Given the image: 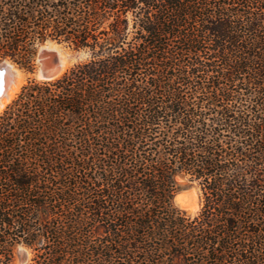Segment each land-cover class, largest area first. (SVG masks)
<instances>
[{
  "label": "trees",
  "instance_id": "16d2710c",
  "mask_svg": "<svg viewBox=\"0 0 264 264\" xmlns=\"http://www.w3.org/2000/svg\"><path fill=\"white\" fill-rule=\"evenodd\" d=\"M48 41L86 57L0 113V264H264V0H0V62Z\"/></svg>",
  "mask_w": 264,
  "mask_h": 264
},
{
  "label": "rangeland",
  "instance_id": "374dc122",
  "mask_svg": "<svg viewBox=\"0 0 264 264\" xmlns=\"http://www.w3.org/2000/svg\"><path fill=\"white\" fill-rule=\"evenodd\" d=\"M45 46H50V48L46 49V48H44ZM58 51L63 53L62 56L65 58V60L67 62V67L63 73H65L70 67H72L76 63L84 60L86 57L85 53H83V52H77V51L72 50L71 48L67 47L66 45L57 44L55 42L48 41L38 51L37 59H36L37 60V67H36V70L34 71V73H28L22 69H19L21 74L23 75V78H24V82H23L22 86H24L28 81H30L32 79L37 80V81H44L38 75V70H39L40 66L42 65L40 63V60L38 59V56L41 53H45L46 57L44 59H50L51 58L53 61H59ZM61 75H59V76H61ZM22 86H21V88H22ZM21 88H20V90H21ZM20 90L16 93V95L13 97V99L17 96V94L20 92ZM13 99L7 105H9L13 101ZM4 109H2L0 111V113H2ZM180 193H183V195H180V203H175L176 206L179 209L185 211L187 214L196 215L197 212L199 211L200 207H201V198H200L199 189L195 185H193V186L186 187ZM193 205H195V206H193ZM30 259H31L30 251L19 246L16 249L15 261L13 264H29Z\"/></svg>",
  "mask_w": 264,
  "mask_h": 264
},
{
  "label": "bare ground",
  "instance_id": "6f19581e",
  "mask_svg": "<svg viewBox=\"0 0 264 264\" xmlns=\"http://www.w3.org/2000/svg\"><path fill=\"white\" fill-rule=\"evenodd\" d=\"M44 48L49 49L50 46H45ZM58 54L60 68L57 70L55 78L61 75L67 67V62L62 56L63 53L58 51ZM40 76L41 74L39 71V77ZM23 82V75L21 74L20 70L16 69L14 66L10 65L7 70L0 69V85H3V87L0 89V111L4 109L5 106L13 99L16 93L20 90ZM180 195H183V193H179L175 196V203H180Z\"/></svg>",
  "mask_w": 264,
  "mask_h": 264
},
{
  "label": "water",
  "instance_id": "95a60500",
  "mask_svg": "<svg viewBox=\"0 0 264 264\" xmlns=\"http://www.w3.org/2000/svg\"><path fill=\"white\" fill-rule=\"evenodd\" d=\"M45 57H46L45 53H41L38 56V59L40 60V63L42 64L38 70V75H39V71H40V74H41L40 77L44 81H48V80L55 79L56 72L60 68V63H59V61H53L51 58L50 59H44ZM10 65L14 66L16 69L19 70V68L16 65H14L12 62H9V61L0 62V69L7 70ZM2 87H3V85H0V89ZM0 96H1V93H0Z\"/></svg>",
  "mask_w": 264,
  "mask_h": 264
}]
</instances>
